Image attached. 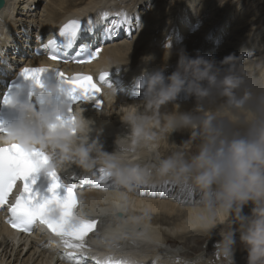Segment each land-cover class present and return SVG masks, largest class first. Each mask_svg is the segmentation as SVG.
<instances>
[{"label": "clouds", "instance_id": "9594fccd", "mask_svg": "<svg viewBox=\"0 0 264 264\" xmlns=\"http://www.w3.org/2000/svg\"><path fill=\"white\" fill-rule=\"evenodd\" d=\"M166 51L167 58L162 57L159 66H154V53L140 57L136 84L143 99L127 105L120 115L129 132L117 137L116 151L103 150L102 129L84 116L78 104L55 105L46 113L15 96L8 102L19 119L0 130V146L15 144L27 152L46 153L43 169H54L57 175L70 165L85 172L104 168L117 188L133 190L153 177L169 180L196 197V218L202 230L211 232L223 225L213 253L222 257L220 264H236L238 249L246 253V264H264V81L252 83L238 71L234 54L218 59L199 50L189 53L185 46ZM173 56L175 68L168 73ZM41 89L51 105L57 92L69 96L70 85L35 83L33 93L38 95ZM181 96L194 100L190 110H181ZM180 131L189 136L175 151L168 155L157 151L161 140ZM193 144L196 150L186 154ZM137 147L154 153L150 163L125 158ZM61 212L59 205L49 206L52 218ZM76 216L86 217L83 209Z\"/></svg>", "mask_w": 264, "mask_h": 264}, {"label": "bare ground", "instance_id": "6f19581e", "mask_svg": "<svg viewBox=\"0 0 264 264\" xmlns=\"http://www.w3.org/2000/svg\"><path fill=\"white\" fill-rule=\"evenodd\" d=\"M37 1L40 0H5L0 9V97L4 77H7L8 81L14 75L10 72H16L20 66L29 62L43 61L42 57H36L33 54L38 40H44V37L57 30L59 23L64 20L80 18L86 22L91 18L94 22H98L92 33L83 34L78 41L79 44L91 47L100 44L102 41L101 34H104L107 27L99 22L102 20L104 12L109 13V15L103 19V22L108 20L110 26L113 20L119 21L121 19L117 13L126 14L128 23L120 29H116L117 33L111 37L112 43L103 47L100 45L103 49L100 58L94 60L92 64L107 71L117 69L115 74H121L124 80L131 76L138 77L142 55L154 53L157 57L154 66H159L162 63V57L167 58V48L163 45L158 47L159 45L155 41L157 36H160V39L164 38L162 36L166 25L169 26L166 28L171 31L173 23L176 24L177 31L175 34L177 35L185 31L179 27L178 22L171 20L172 17H168L180 16L184 19V24H192L190 30L193 31L189 32L197 34L195 37L200 40L199 45L204 44L205 38L207 39L205 41L207 46L213 41L217 43L220 37L228 31L231 40L238 41L226 42L228 45L224 48L221 46L222 50L212 47L211 56L219 59L234 54L237 58L235 67L238 71L247 75L252 83L258 84L264 81V55L253 59L249 58L250 53L260 45L257 38L260 37L262 31L257 33L255 28V31L243 35L239 34L235 28L236 26L237 28L239 26V29L243 28L241 25L245 21L242 18L239 25L235 24L230 29L219 25L217 18L203 22V18L208 16L212 12L211 10L207 15L203 14V16L197 17L198 19L195 21L192 10L193 7L196 8L197 4L199 5L200 1L187 0L176 15L172 12L173 9H177L174 7L181 0H41L42 10L38 13L36 12L37 8H33V5L37 6ZM150 3H153L152 6ZM225 8L229 9L230 7L227 5ZM90 12L95 13V15H89ZM215 16L217 15L213 17ZM125 27L129 28L130 34L121 33ZM187 32L182 33L184 37ZM177 35L169 43V39L172 37V33H170L167 38L168 45H166L168 48L175 50L174 46L177 49L183 45L182 43L177 44V39H175ZM119 36L121 37L119 38ZM162 42L164 44L165 40ZM187 45L185 47L188 51L195 49V46L188 47ZM29 46L32 48L30 49ZM257 51V55L262 53H259V49ZM203 54L206 55L207 52ZM19 60L21 61L19 62ZM17 62L19 63L17 64ZM168 63L167 71L170 73L175 68V56ZM80 69L85 72L87 68L84 65ZM142 99V95L129 97L124 90L123 94L112 96L104 109L98 112L92 110L91 115H84L94 120L96 127L102 129L99 141L104 151L112 153L117 150L115 143L117 137H123L129 132L128 127L122 123L120 115L125 111L127 105L138 103ZM179 102L182 111L190 110L194 105L193 99L183 96ZM174 133L179 134L176 136L180 137L189 134L187 131ZM167 147H170L167 140H161L157 151L167 155ZM153 155L154 153L149 149L137 147L135 151L126 153L125 158L134 163L145 165L152 161ZM66 168L65 176L67 177H73L82 171L76 165L66 166ZM107 185V181L101 183V186ZM162 186H166L168 191L171 187L173 190L169 191L167 195H161L159 191ZM83 195L84 207L92 211L93 216L100 218V229H96L92 233L96 237L88 257L85 258L86 264H95L92 257H97L100 260L111 257L114 261H121L122 264H189L185 262L188 257L180 256L181 247L178 245L171 246L168 241L183 242L188 236H201L210 233L198 226L195 208L196 197H189L169 180L153 177L147 184L138 186L133 190L123 187L117 188L113 185L111 190L86 189ZM244 211L247 213L249 208L246 207ZM113 213L115 219L112 216ZM219 227H223V225ZM11 237H15V234L0 223V264H59L61 252L66 251L58 242L55 245L52 242H43L42 238L40 242L31 243L27 252L23 253L21 248L15 250L12 257L13 250L9 240ZM165 247L169 249L166 250ZM49 258H51L50 261ZM211 260L206 264H214V261ZM64 262L66 260L60 264H67ZM195 264H202V262L198 261ZM216 264H220V261Z\"/></svg>", "mask_w": 264, "mask_h": 264}, {"label": "snow or ice", "instance_id": "6c2138e0", "mask_svg": "<svg viewBox=\"0 0 264 264\" xmlns=\"http://www.w3.org/2000/svg\"><path fill=\"white\" fill-rule=\"evenodd\" d=\"M108 15L109 13L104 12L102 20L99 22H103V19H106ZM117 15L121 19L119 21L113 20L111 26L105 28L104 40L115 35L114 30L120 29L128 23L126 14L117 13ZM96 23L98 22H94L89 18L86 22L73 19L63 24L59 29L60 39H50L47 45L44 46L52 50L49 58L53 61L62 60L67 63L69 60L67 49L73 48L83 34L92 33ZM124 30L130 32L127 27ZM102 50L101 46L90 47L82 45L80 51L72 59L79 64L91 63L99 57ZM46 69V67H24L21 70V75L25 79H31L37 85L42 86L40 85L39 77ZM59 75L69 78L70 91L68 95L73 103L95 101L97 108L103 107L101 88L97 83L93 82L91 75L76 74L67 76L61 70H59ZM108 75L109 72H102L99 80L101 82L105 81ZM47 161V156L38 149L27 152L15 144L0 146V210L6 209L9 213L8 222L18 232L30 235L37 227H45L66 250L65 258L73 261L74 264H86L85 258L89 254L87 237L90 233L95 232L97 221L87 217L76 216L80 204L76 194L77 185L68 183L64 195L61 196L58 189L63 186L64 182L60 180L54 169L47 171L51 179L48 187L50 195L41 197L39 192L33 190V185L35 184L34 174L43 169ZM110 180V173L104 168H100L97 180H90L85 176L80 179V183L82 185L95 184L99 187L101 183ZM18 181L22 182V190L15 196L14 201H10V195L13 193ZM182 192L185 193L184 191ZM159 194H168L166 186L161 187ZM53 204L59 205L62 209L58 218H52L48 214L49 206ZM92 259L95 264H122L121 261H114L111 257L105 260H100L97 257H92Z\"/></svg>", "mask_w": 264, "mask_h": 264}, {"label": "rangeland", "instance_id": "374dc122", "mask_svg": "<svg viewBox=\"0 0 264 264\" xmlns=\"http://www.w3.org/2000/svg\"><path fill=\"white\" fill-rule=\"evenodd\" d=\"M146 1H152V0H146ZM186 1L187 0H181L180 3L176 7H174V8H177V9H173L172 13H175V15H176L177 12H179V9L184 4H186ZM197 1H200L199 5L197 4L198 7L197 6H196V8L193 7V10H192L193 18H195L194 19L195 21H196V19H198L197 17H201V16H203V14L207 15V13H209V11L211 10L212 12H210V14L208 15L209 17L205 16L203 18V22H207L208 19H211V18L212 19L213 18H217V20H218L217 23H220L219 25L224 26L226 29H230V28H233V25H235V24L239 25V23L241 22L240 19L242 18L243 21H245L244 24L241 25L243 28L239 29V26H238V28H237V26L235 28L236 31L239 32V34L243 35V34H246L248 32L255 31V28L257 30V33L262 31L260 37L257 38V40L259 41L258 44L260 43V45L259 46L256 45L258 47L257 49H259V53L260 52H262V53H260V55H257L256 53H258V51H257V49H255V51H253L254 53L253 52L250 53L249 58L253 59L254 57L257 58L259 56L264 55V42H263L264 41V0H197ZM36 3H37V6L33 5V8L34 7L37 8L36 9L37 13H38V11L41 12V10H42V2H41V0L37 1ZM150 4L152 6L153 3H150ZM227 5H229V7H230L229 9L225 8ZM174 11H176V12H174ZM89 15L93 16V15H95V13L90 12ZM214 15H217V16L213 17ZM168 17H172L171 20H173V21L175 20V22H178V25H179L180 28L185 29V31L181 30L182 33H186L187 31L188 32H187V34H185V37H184V35L182 33H178V35H177V34H175V31H177V28L175 27L176 24L173 23V25L171 26V31H173V32H171L169 30V28L167 29L166 27H169V26L166 25L165 29H164V32H163L164 34L162 36L164 38L160 39L159 38L160 36L159 37L157 36V40L155 41V42L158 43V45H159L158 47H161L163 45L164 47L168 48V46H166V45H168V39L167 38L170 35V33H172V37L169 39V43L171 41H173L174 36L177 35L175 37V39H177V44L178 43H180V44L182 43L183 45L184 44L187 45V43L190 42L189 45H187L188 47L195 46L194 47L195 49L193 51H188L189 53H193L194 54L196 50H199L201 53L207 52L206 55H208V56L212 55V47H214V48L217 47V49H221L222 50V47L224 48V47H226L228 45L226 42H228V41L237 42L238 41V40H235V39L231 40V37H229L230 35H229L228 31H227L226 34H224L223 36L220 37V39L218 38L219 41L217 43H215L213 41L210 45L207 46L206 42H205L207 39L205 38L204 39V44L199 45L200 40L197 37H195V36H197V34H195V32L193 34L189 32V31H193V30H190L192 24L191 25H189L188 23L184 24V19L182 17H180V16H175V17L168 16ZM107 21L108 20H105L104 22L101 23V25H105L107 27L110 26ZM247 23H249V24H247ZM137 29H138V26H137ZM158 33L160 34V32H158ZM210 35H212V34L210 33ZM213 35L215 36V34H213ZM216 35H217V33H216ZM120 37L121 36H119V38ZM186 37H187V39H186ZM191 38L194 39V41H192ZM158 39H159V41H158ZM189 39H191V40H189ZM163 40H165L164 44L162 42ZM195 41H196V43H195ZM190 44L191 45L193 44V45L191 46ZM29 48L31 49L32 47L29 46ZM174 49H176V46H174ZM8 55H10V54H8ZM255 55H257V56H255ZM20 61L21 60H19V62ZM19 62H17V64ZM176 135H179V134L173 133L170 136L169 140H167L168 145H170V147L166 148V154L167 155L170 154L172 151H175L176 150V145H178L182 141L188 139V136H189V134H187V136H185V137L184 136L180 137V136H176ZM172 142H174L175 144H173ZM195 150H196V145L193 144V145L189 146L186 149V154L191 155ZM171 190H173L172 187H171V189L169 191H171ZM218 228H217L218 231L215 229L212 232H210L208 234H205V235H201V236L200 235H195V236H192V237L188 236L186 238V240L183 241V242L168 241V243L171 246H176V245L180 246L181 247V251H182L180 256L181 257L184 256V258L188 257L187 261H185V262H187L189 264H195L198 261L202 262V264H206V262H209V260H211V259H212L211 261H214V264H216V263H218V261L222 260V257L213 255V253L215 251L214 245H215L216 241L219 239L218 238L219 236L217 235V233L219 232L220 227H218ZM182 248H183V250H182ZM164 249L167 250L169 248L165 247ZM169 256H170V254L168 255V257ZM245 257H246V253L242 252V251H240L238 249L237 252H236V255H235V259H236V261H238V264H246ZM206 260H208V261H206Z\"/></svg>", "mask_w": 264, "mask_h": 264}, {"label": "water", "instance_id": "95a60500", "mask_svg": "<svg viewBox=\"0 0 264 264\" xmlns=\"http://www.w3.org/2000/svg\"><path fill=\"white\" fill-rule=\"evenodd\" d=\"M5 0H0V9L3 6Z\"/></svg>", "mask_w": 264, "mask_h": 264}]
</instances>
